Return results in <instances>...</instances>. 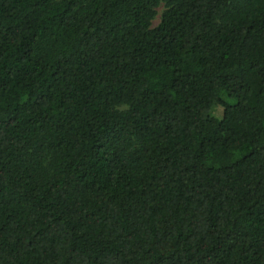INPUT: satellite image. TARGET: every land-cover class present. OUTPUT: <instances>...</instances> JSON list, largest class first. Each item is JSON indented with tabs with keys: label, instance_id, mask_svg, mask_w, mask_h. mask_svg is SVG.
<instances>
[{
	"label": "trees",
	"instance_id": "1",
	"mask_svg": "<svg viewBox=\"0 0 264 264\" xmlns=\"http://www.w3.org/2000/svg\"><path fill=\"white\" fill-rule=\"evenodd\" d=\"M0 264H264V0H0Z\"/></svg>",
	"mask_w": 264,
	"mask_h": 264
},
{
	"label": "rangeland",
	"instance_id": "2",
	"mask_svg": "<svg viewBox=\"0 0 264 264\" xmlns=\"http://www.w3.org/2000/svg\"><path fill=\"white\" fill-rule=\"evenodd\" d=\"M163 9H164L163 4H161L160 6H158V7L156 8V12H157V13H156L154 19L152 20V24H153V25H156V24L159 22V20H160V15H161V12H162ZM213 113H214L216 116H218V117L221 116V114H222V107L217 106V107L214 109Z\"/></svg>",
	"mask_w": 264,
	"mask_h": 264
}]
</instances>
